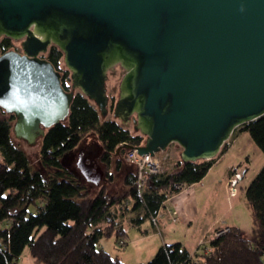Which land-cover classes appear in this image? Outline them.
<instances>
[{
  "label": "water",
  "instance_id": "obj_1",
  "mask_svg": "<svg viewBox=\"0 0 264 264\" xmlns=\"http://www.w3.org/2000/svg\"><path fill=\"white\" fill-rule=\"evenodd\" d=\"M2 35L23 38L22 54L0 49V108L26 147L66 119L75 90L106 116L115 64L125 72L112 115L145 136L121 145L140 154L175 142L183 161L210 159L236 126L264 114V0H0ZM52 43L71 90L38 56ZM93 138L79 167L98 184L102 145Z\"/></svg>",
  "mask_w": 264,
  "mask_h": 264
},
{
  "label": "trees",
  "instance_id": "obj_2",
  "mask_svg": "<svg viewBox=\"0 0 264 264\" xmlns=\"http://www.w3.org/2000/svg\"><path fill=\"white\" fill-rule=\"evenodd\" d=\"M13 43L11 37H0L2 51ZM63 56L53 43L44 54L60 72L62 87L71 90V72ZM14 118L13 114L0 118V264H14L25 247L34 264H126L119 255L99 246V240L113 235L119 245H126L125 216L136 215L130 223L137 227L146 219L152 222L163 202L184 186L200 181L228 145L225 142L213 158L187 161L181 159L180 147L171 169L146 172L139 198L135 166L126 160L128 148L121 146L144 142L145 136L134 130L131 122V126L125 125L115 117L102 116L92 100L75 90L66 119L50 126L39 138L41 169H35L11 138ZM242 124L241 130H246L264 153V114ZM89 134L102 145L98 160L105 168L106 181L114 179L111 167L123 173L121 192L110 195L105 184L95 192L66 164L70 153ZM241 166L243 163L229 168L228 176ZM244 195L255 241L244 236L239 226L228 225L227 231L209 240L207 252L192 254L181 242L165 243L143 264H264V163L245 186ZM40 198L43 204L30 212L29 205Z\"/></svg>",
  "mask_w": 264,
  "mask_h": 264
},
{
  "label": "rangeland",
  "instance_id": "obj_3",
  "mask_svg": "<svg viewBox=\"0 0 264 264\" xmlns=\"http://www.w3.org/2000/svg\"><path fill=\"white\" fill-rule=\"evenodd\" d=\"M116 70V71H115ZM125 70L117 64L114 66L113 69L108 72V78L106 80V87L107 93L110 95H114L115 97L118 96V86L120 80L124 74ZM106 117L112 118V111L106 115ZM0 118H8V113L4 110L0 112ZM114 118V117H113ZM14 119L11 120V127L13 124ZM121 122V121H120ZM125 124V123H123ZM125 125H130L131 123H127ZM243 124H240L235 127L234 132L230 136V147L227 150L226 154H221L218 160L216 161L217 164L213 168V171L210 176L213 177L218 176V173L223 169H226L228 166L237 165L238 163H243L241 166V170H244V166H246V172L244 176L240 179L236 186V192L232 195L233 203L230 204L228 199L227 188L225 190V195L221 196L219 207L221 210L229 209V214L225 215L222 219V222H228V219L234 217L238 219L239 225L245 231L246 236L249 237L250 240L257 239L255 229L252 226L251 222V210L250 207L245 199L244 195V188L245 186L253 179V177L257 174L264 163V153L261 149L253 142L249 133L244 131L243 133L239 134L237 137L236 133L241 130ZM95 135L89 134L86 138L87 140H91V137ZM237 137V138H236ZM11 138L13 142L19 146L21 149L25 151L30 161V164L35 169H41V165L39 163V150L40 144L38 145H31L25 146L23 145L24 140L22 139H15V136L12 134L11 130ZM39 140V139H38ZM180 146L175 142H171L168 147L164 151H159L156 155L160 158L163 162V169H171L169 168L172 163L170 161V155L173 152H179ZM249 157V160H246V157ZM129 165V164H127ZM102 166V165H101ZM104 168V167H103ZM112 171H114V179L112 182H107L103 178L98 184H93L92 182H86V180L81 177V182L86 184L88 188H92L95 192L97 191L98 187L102 184L107 185L108 194H117L122 191V174L119 172H115L113 167H111ZM105 170V168H104ZM225 189V188H224ZM43 204V200L37 199L35 203L29 205L28 209L30 212H36L38 210V206ZM232 207H234L232 209ZM137 216L133 213H129L127 216L123 218L124 228L127 231L126 245L121 246L119 243L115 241L113 235L104 236L99 241V246L105 247L113 255L121 256L122 260L126 264H143L147 262L156 252L157 248L159 247V234L151 238L150 237H143L140 232L141 229H151L152 223L150 219H146L142 222L140 227L133 226L130 223V219L136 218ZM236 222V221H235ZM238 223V222H237ZM155 232V231H154ZM202 253L205 252L204 248H202ZM14 264H34L33 259L29 255L27 247L24 248L22 253L18 256Z\"/></svg>",
  "mask_w": 264,
  "mask_h": 264
},
{
  "label": "crops",
  "instance_id": "obj_4",
  "mask_svg": "<svg viewBox=\"0 0 264 264\" xmlns=\"http://www.w3.org/2000/svg\"><path fill=\"white\" fill-rule=\"evenodd\" d=\"M244 131L246 130H239L236 133L237 137ZM229 147L230 141L223 154L227 153ZM178 153L177 151L171 153L169 159L172 165L169 168L173 167ZM218 158L200 181L184 186L178 193L163 202L159 209L158 217L155 221L152 220L151 222L153 225L151 229L140 228L143 237H150L153 235L151 236V238H153L157 233L159 234L160 245L181 242L192 254H200L202 253V248L207 244L206 242L204 243V239L208 237L218 225H223V227L237 225L242 230L243 235L246 236L245 231L239 225L240 221L238 219L231 217L228 219V222H222V219L225 215H228L230 211L228 208L221 210L219 207L220 198L225 195L229 168L235 165L226 167V169L220 171L216 177H213V175L210 176L213 168L217 164L216 161ZM82 177L86 182H90L83 174ZM103 178H105V174ZM233 208L234 207H232V209ZM246 237L249 238L248 236ZM255 240L256 239L253 241ZM103 248L105 249V247Z\"/></svg>",
  "mask_w": 264,
  "mask_h": 264
},
{
  "label": "built area",
  "instance_id": "obj_5",
  "mask_svg": "<svg viewBox=\"0 0 264 264\" xmlns=\"http://www.w3.org/2000/svg\"><path fill=\"white\" fill-rule=\"evenodd\" d=\"M229 139L226 141V143H229ZM142 154L138 153L135 147L128 148L125 154L126 160L131 162L135 166L136 182L138 187L139 198H141V192H142L141 189L145 184L146 172L155 173L163 170V162L156 155V153L153 155L148 152ZM242 174L243 171L241 170V168H237L231 175L228 176L226 180V188H227L228 199L230 201V204L233 203L234 199L232 195L236 192V186L240 181V179L242 178ZM158 215H159V211L152 216V220L155 221ZM227 229H228L227 226H224L219 230H213L209 234V236L204 239V243L205 242L207 243L204 246L205 252L209 251V246H208L209 240L227 231Z\"/></svg>",
  "mask_w": 264,
  "mask_h": 264
},
{
  "label": "flooded vegetation",
  "instance_id": "obj_6",
  "mask_svg": "<svg viewBox=\"0 0 264 264\" xmlns=\"http://www.w3.org/2000/svg\"><path fill=\"white\" fill-rule=\"evenodd\" d=\"M1 37V36H0ZM23 38H20V39H13L14 40V43L11 45V47L9 49H13L19 53H23V50H22V46H21V41H22ZM50 46V45H49ZM48 46V48H49ZM47 48V50H48ZM46 50V51H47ZM2 51V50H1ZM46 51L44 52H39L38 53V56L39 57H42L44 58V54L46 53ZM117 64H115L114 66H116ZM114 66L111 68L113 69ZM108 72H110V70ZM116 71V70H115ZM108 94V93H107ZM114 95H110L108 94V103H109V106L114 103V101L116 100L117 96L113 97ZM91 140H93V138L91 137ZM91 144V141L87 140V138H85L84 140H82L81 143H79V145L70 153V155L67 157V160H66V164L70 167V169L76 174L78 175L80 178L82 177V173H81V169L79 167V164L81 165V157H83V155H85V153H83L84 151V147L85 145L87 146V144ZM98 163L100 165H102L99 160H98ZM102 167H104L102 165ZM104 174H105V170H104ZM105 181H106V177L103 178Z\"/></svg>",
  "mask_w": 264,
  "mask_h": 264
}]
</instances>
